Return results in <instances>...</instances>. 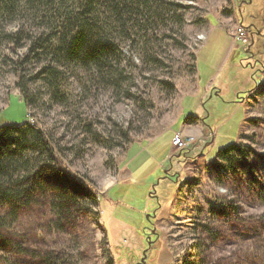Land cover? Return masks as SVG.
I'll list each match as a JSON object with an SVG mask.
<instances>
[{
	"label": "rangeland",
	"instance_id": "1",
	"mask_svg": "<svg viewBox=\"0 0 264 264\" xmlns=\"http://www.w3.org/2000/svg\"><path fill=\"white\" fill-rule=\"evenodd\" d=\"M239 1L158 0L134 14L128 32L120 26L112 35L122 52L115 83L81 64L30 52L29 40L3 39L0 127L39 125L71 173L97 193V201L81 200L76 229L49 231L52 214L44 206L10 224L14 234L31 237L37 229L44 244L32 239L33 245L63 251L64 264H142L143 257L146 264H264V75L258 72L257 81L252 75L255 87L240 104L232 100L230 62L215 75L198 56L212 25L237 33L241 15L248 22L254 5L264 21V0L241 11ZM23 21L7 23V31H18ZM35 21L25 20L27 34L48 31ZM236 38L233 78L243 87L252 57L244 53L246 41ZM258 59L264 63V50ZM48 67L56 72L48 75ZM210 81L224 83V93L211 87L214 96L203 99ZM24 96L33 100L29 107ZM188 121L190 131L202 123L200 137L185 131ZM178 132L195 137L187 160L170 148ZM201 139L212 140L203 151L195 147ZM237 143L250 147L253 175L218 158ZM143 224L155 227L152 244ZM22 262L0 242V264Z\"/></svg>",
	"mask_w": 264,
	"mask_h": 264
},
{
	"label": "trees",
	"instance_id": "2",
	"mask_svg": "<svg viewBox=\"0 0 264 264\" xmlns=\"http://www.w3.org/2000/svg\"><path fill=\"white\" fill-rule=\"evenodd\" d=\"M156 4L158 0H0V43L6 38L29 40L30 52L41 51L60 63L81 64L113 83L118 79L115 71L122 52L112 35L120 26L128 32L132 16L143 15L145 8L151 10ZM101 16L105 17L102 21ZM17 19L24 23L41 20L48 31L39 36L27 34L30 26L23 23L9 33L7 23ZM53 72L48 67L47 74ZM23 101L27 107L33 102L28 96ZM249 151L250 147L232 144L218 158L228 160L232 168L246 167L253 175L246 161ZM82 199L97 201V193L71 173L39 125L25 121L0 127V242L23 258L22 264H64L66 257L63 251L34 246L32 239L39 246L44 244L37 229L29 237L14 234L10 224L45 206L52 214L49 231L76 229Z\"/></svg>",
	"mask_w": 264,
	"mask_h": 264
},
{
	"label": "crops",
	"instance_id": "3",
	"mask_svg": "<svg viewBox=\"0 0 264 264\" xmlns=\"http://www.w3.org/2000/svg\"><path fill=\"white\" fill-rule=\"evenodd\" d=\"M208 31H209L208 41H209V38H210L209 45L206 48H203L202 51L200 50L202 53L199 51L198 52V56H199V53H200V55H202V60H205V62L207 63V67L208 68L214 70L213 73H215V75L220 74L222 72V70H224V68L228 64V62H230V66H231L230 74L232 73V77H230V79H231V82L234 83L232 100H236L238 98V96L240 95L238 93H242L244 91H248L249 90L248 87H251L252 85L253 86L255 85V83H253L251 85V82H250V79L252 80V82H254L253 79H252V75H253L254 71H253V69L249 70V68L248 69L247 68L243 69L245 72L247 70H249L247 75H246V77H245V78H247L249 80V83L246 82L244 84L245 80L241 81L243 83V87L240 85V83H238V82H240L241 79H237L238 81H234L236 79V78H233L234 65H237L236 62L238 61V60H236V55L238 54V47L236 46V42H237L238 39L236 38L237 36L235 35V29H233L231 31V34H230L224 28V26H221V25L217 24V25H212L208 29ZM257 75L258 74H256L255 77H257ZM259 75L260 76L264 75V70H261L259 72ZM248 84H250V85H248ZM211 87H212V89L213 88L215 89L214 91H216L217 95L221 96L224 93V88H223L224 87V83H221V84L216 86V85H214L213 81H210V83L207 85L206 92L204 94V98L203 99H205L207 96H209V94H212L211 93V91H212ZM254 87H252V89ZM242 89H245V90H242ZM214 93L212 94V96H214ZM249 93L246 94L245 98H243L242 101L236 100L237 103L243 104ZM197 120L199 122L200 119L197 118ZM195 122L196 121L194 120V123ZM186 125L187 126L184 127L185 131H187L188 133L189 132H193V133H195L197 135V137H200L199 133H201V131L203 132V128H204L202 123H201L200 129L198 131H190L189 127L192 125V122L188 121L186 123ZM171 147L174 149V147L172 145L170 146V148Z\"/></svg>",
	"mask_w": 264,
	"mask_h": 264
},
{
	"label": "flooded vegetation",
	"instance_id": "4",
	"mask_svg": "<svg viewBox=\"0 0 264 264\" xmlns=\"http://www.w3.org/2000/svg\"><path fill=\"white\" fill-rule=\"evenodd\" d=\"M248 0H240L239 1V10L241 11L242 10V6L243 5H248V4H252L253 3V0H250V2L248 3L247 2ZM256 5H254V10H251L250 12H248V14H246V17H247V20L248 22H245V17H244V14H242V22L245 24V25H250V28L249 29H246L247 33H248V40L244 43V53L248 54L249 57L251 58L252 57V60L251 61H248L246 62V68H249L250 69H253L254 73H253V77L254 75H256L258 72H260L262 69H264V63H259L258 64V58H259V54L261 53L262 54V50H264V21L262 20V18L260 17V14L261 13V9H256L258 8L257 6L255 7ZM264 10V9H263ZM263 12V11H262ZM263 21V22H262ZM258 23L260 25H258ZM251 44V45H250ZM250 45V46H249ZM254 45H256V51L255 52H252V48L254 47ZM244 59L246 58H242V61L244 64ZM256 79V77H255ZM186 151H177V154L176 156H173V157H183L182 159H186L185 156H184V153ZM183 155V156H181ZM187 160V159H186ZM155 227L152 225V224H143L142 225V231L144 233V236L146 238V241L148 242V244H152L155 239L153 238V234H154V229ZM144 260H142V264H146L147 261L145 259V257H143Z\"/></svg>",
	"mask_w": 264,
	"mask_h": 264
},
{
	"label": "built area",
	"instance_id": "5",
	"mask_svg": "<svg viewBox=\"0 0 264 264\" xmlns=\"http://www.w3.org/2000/svg\"><path fill=\"white\" fill-rule=\"evenodd\" d=\"M238 37L244 39V41L248 40V33L244 26H240L237 30ZM195 142V137L190 135H183L182 133H176L173 140H172V146L174 148H177L178 151H186L184 153L185 157H189L188 154H191V145ZM217 165L216 163L214 164Z\"/></svg>",
	"mask_w": 264,
	"mask_h": 264
},
{
	"label": "water",
	"instance_id": "6",
	"mask_svg": "<svg viewBox=\"0 0 264 264\" xmlns=\"http://www.w3.org/2000/svg\"><path fill=\"white\" fill-rule=\"evenodd\" d=\"M246 1V0H245ZM248 3L250 2V0H248L247 1ZM242 24H243V22H242ZM244 25V27L246 28V29H249L250 28V25H245V24H243ZM251 45V44H250ZM249 45V46H250ZM262 70H264V69H262ZM256 83H258V82H256ZM214 92H216V91H214ZM243 93H245V94H243ZM243 94V95H242ZM246 96V92L244 91V92H242L239 96H238V98L237 99H243V98H245V96ZM212 97V94L210 95V98ZM236 99V100H237ZM236 100H233L234 102H237ZM239 101V100H238ZM210 134V133H209ZM201 141V144H197V145H199V146H197V145H195V147L197 148V149H199L200 147H201V149H202V151L204 150V148L207 146V145H209L211 142H212V140L211 141H206V140H200ZM200 141L198 142V143H200ZM204 143V144H203ZM201 145V146H200ZM201 151V152H202ZM179 155V154H178ZM188 156L190 157V156H192L191 154H188ZM186 159H188V157H185ZM165 172H167V169H165ZM153 193H155V191L153 190L152 191ZM152 193V195H154ZM155 196V195H154ZM144 255H145V253H144ZM143 260H144V258H143Z\"/></svg>",
	"mask_w": 264,
	"mask_h": 264
},
{
	"label": "bare ground",
	"instance_id": "7",
	"mask_svg": "<svg viewBox=\"0 0 264 264\" xmlns=\"http://www.w3.org/2000/svg\"><path fill=\"white\" fill-rule=\"evenodd\" d=\"M203 37H205V35H204V34L200 36V38H201V39H202Z\"/></svg>",
	"mask_w": 264,
	"mask_h": 264
}]
</instances>
